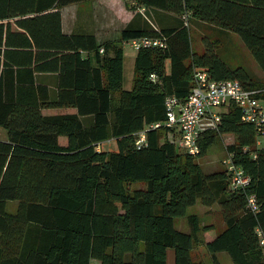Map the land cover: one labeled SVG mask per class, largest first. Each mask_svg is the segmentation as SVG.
Returning <instances> with one entry per match:
<instances>
[{
  "label": "trees",
  "instance_id": "obj_1",
  "mask_svg": "<svg viewBox=\"0 0 264 264\" xmlns=\"http://www.w3.org/2000/svg\"><path fill=\"white\" fill-rule=\"evenodd\" d=\"M77 1L0 0V125L7 132L0 140V264H168V250L172 264H205L193 255L200 244L210 264H219L221 251L232 264H264L256 233L264 237V146L256 148L253 126L228 104L217 128L200 134L195 156L179 152L164 126L150 127L165 120L166 97H188L195 69L260 89L264 100V0H136L180 15L181 23L124 28L102 43L62 32L59 8ZM184 15L235 34L262 82L226 64L214 49L217 39L195 52ZM144 36H164L166 46L135 50L132 85L123 89V43ZM46 69L61 75L53 98L36 78ZM64 106L77 112L42 114ZM89 115L86 125L81 118ZM142 131L145 142L137 147ZM225 133L233 136L225 151L248 178L233 190L224 169L205 173L195 160ZM108 140L116 149L100 150ZM248 195L255 212L246 208ZM196 202L219 206V232L196 214L187 215V231L175 228Z\"/></svg>",
  "mask_w": 264,
  "mask_h": 264
},
{
  "label": "built area",
  "instance_id": "obj_2",
  "mask_svg": "<svg viewBox=\"0 0 264 264\" xmlns=\"http://www.w3.org/2000/svg\"><path fill=\"white\" fill-rule=\"evenodd\" d=\"M127 44L134 50L164 48L166 38L144 36L130 39ZM193 77L195 86L188 97L184 100L174 95L166 97L165 120L155 122L150 127L164 126L167 128V139L170 143L189 155L195 156L200 151L198 144L200 134L206 130L216 129L220 120V108L234 104L238 108L240 120L253 126L257 135L255 145H259L258 138L263 136L264 131V100L257 97L261 90L245 88L235 79H213L207 71L202 69H195ZM151 78L154 79V75H151ZM144 142L145 135L142 131L138 133L135 144L140 147ZM246 149V147L242 148L243 151ZM232 156V152H225L221 161L228 175V186L231 190L243 187L248 182L247 176L242 168L233 162ZM246 208L251 212L257 210L253 195L247 196ZM256 233L258 247L264 255V237L259 231Z\"/></svg>",
  "mask_w": 264,
  "mask_h": 264
},
{
  "label": "crops",
  "instance_id": "obj_3",
  "mask_svg": "<svg viewBox=\"0 0 264 264\" xmlns=\"http://www.w3.org/2000/svg\"><path fill=\"white\" fill-rule=\"evenodd\" d=\"M163 1L172 3V0H157L156 3H163ZM59 12L63 33L93 35L98 43L118 39L124 28L136 29L143 26H152L159 29L160 27H174L181 23L180 15L136 0H80L77 3L60 7ZM219 34L231 35L226 31H220ZM123 44L128 45L127 42ZM79 52L83 58L88 56L89 53L87 50H79ZM45 63H50V61L47 60ZM166 68H168V63ZM60 76L59 70L46 69L37 74L36 78L38 83L48 89V94L53 98L58 91ZM130 88L131 86L126 89ZM76 112V108L71 106L42 109L43 115L75 114ZM81 119L86 125L92 123V116L90 115L83 116ZM58 143L65 146L67 138L59 136ZM172 258L173 253L168 250V264H172ZM93 260L90 261V264H99L98 260H94V263Z\"/></svg>",
  "mask_w": 264,
  "mask_h": 264
},
{
  "label": "rangeland",
  "instance_id": "obj_4",
  "mask_svg": "<svg viewBox=\"0 0 264 264\" xmlns=\"http://www.w3.org/2000/svg\"><path fill=\"white\" fill-rule=\"evenodd\" d=\"M184 21L187 23L189 27V33L191 36L192 47L195 52L203 53L205 50V41L207 38L209 40H218L217 47H215V51L219 54V57L226 62L230 67L240 66L244 68L253 78V80L259 84L262 82L263 74L253 61L252 57L243 46L240 39L235 34L221 35L217 31L211 29L210 26H207L203 23H190L187 18L188 16L184 15ZM123 85L122 88L126 89L132 85L133 78V68H134V58L136 55V51L133 50L126 44H123ZM116 96L118 91L113 92ZM115 98V97H114ZM115 100V99H114ZM221 111L225 110V107L220 108ZM65 137V136H64ZM7 138L6 129L0 125V140H4ZM259 145H256V148H261L264 146V137H259ZM233 136L229 133H225L220 135L215 139L213 144L207 149V152L204 156L196 157V162L201 166L202 170L205 173H210L214 171L223 170L222 166V158L225 154V146L228 143H232ZM100 150H115L116 143L114 140H108L102 142L99 147ZM179 152H183L181 148L177 147ZM143 186L141 183H135L132 187ZM196 214L199 216L201 223L203 224H213L215 229L219 232L220 229L223 228V222L221 220L219 206L214 204L210 207H204L199 202L190 206L186 210V215L181 218H176L174 222L175 228L187 231L189 229L187 223V215ZM216 234L215 231H211L207 233L208 236H212V234ZM207 236V238H208ZM201 237L206 239V234H201ZM193 252L195 259H201L205 262V264L211 263L210 254L207 252L203 244H200ZM219 264H232L229 256L221 251L216 253ZM94 263V260H93Z\"/></svg>",
  "mask_w": 264,
  "mask_h": 264
}]
</instances>
